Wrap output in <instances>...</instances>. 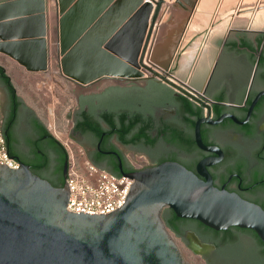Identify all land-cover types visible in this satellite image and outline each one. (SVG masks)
<instances>
[{
	"label": "water",
	"instance_id": "95a60500",
	"mask_svg": "<svg viewBox=\"0 0 264 264\" xmlns=\"http://www.w3.org/2000/svg\"><path fill=\"white\" fill-rule=\"evenodd\" d=\"M54 4L60 76L108 86L75 94L68 136L96 167L133 183L108 213L67 210L68 154L16 98L0 59V130L20 163L0 164V264H192L170 229L207 264H264V21L202 35L191 70L176 72L183 47L166 68L152 60L166 0ZM48 32L46 0L0 1V52L27 70H48ZM147 79L149 90L113 86ZM113 133L156 164L133 169Z\"/></svg>",
	"mask_w": 264,
	"mask_h": 264
},
{
	"label": "rangeland",
	"instance_id": "374dc122",
	"mask_svg": "<svg viewBox=\"0 0 264 264\" xmlns=\"http://www.w3.org/2000/svg\"><path fill=\"white\" fill-rule=\"evenodd\" d=\"M170 1L175 2V0H166L167 3ZM180 1L182 5L176 3L174 5L187 9L188 5H183V0ZM190 1L193 5L190 9L195 12L193 23H215L226 15L229 19L236 17V23L243 22L245 17L254 18L256 23L264 19V0H209L206 9L197 5V11L194 10L196 3L201 0ZM53 6L55 9L54 3ZM168 11L167 9L161 11L160 21L166 17ZM50 37L49 68L46 71H29L16 60L1 52L0 58H5L7 74L11 77L12 83L23 102L38 114L48 131L63 144L69 159H74L83 167V149L68 136L72 120L67 115L73 111L75 94L86 91V89L82 90L76 84L60 76L53 56L54 41L51 40L53 39V30ZM136 159L137 161L134 163L136 166L147 164L143 157ZM174 238L187 260L192 264H206L201 255L183 247L175 236Z\"/></svg>",
	"mask_w": 264,
	"mask_h": 264
},
{
	"label": "crops",
	"instance_id": "0c3cea01",
	"mask_svg": "<svg viewBox=\"0 0 264 264\" xmlns=\"http://www.w3.org/2000/svg\"><path fill=\"white\" fill-rule=\"evenodd\" d=\"M197 2L196 8L194 9L195 11L198 10L197 5L206 9L210 1L201 0ZM53 3L54 0H46V21L49 28L48 39L51 38L50 33L55 25L56 12ZM168 4L169 7L167 10L169 11L166 17L159 22V26L155 34L152 60L160 67L166 68L169 65L171 58L177 53L176 48L179 50L183 47L180 63L176 72L191 70L204 47L202 35L237 24L236 17L234 19H229L227 15L223 16L224 18L222 17L215 23H193V16L195 15V12L191 11L190 6L185 1H183V5H188L187 9L174 5V1H170ZM199 14L201 15L202 12ZM245 18V22L251 25L256 24L254 23V18ZM189 43H191V45L187 46ZM184 48L185 50L183 51ZM0 59L4 58L1 57Z\"/></svg>",
	"mask_w": 264,
	"mask_h": 264
},
{
	"label": "built area",
	"instance_id": "2783aa9c",
	"mask_svg": "<svg viewBox=\"0 0 264 264\" xmlns=\"http://www.w3.org/2000/svg\"><path fill=\"white\" fill-rule=\"evenodd\" d=\"M173 81L180 87L186 89L190 94L208 103L203 97L199 96L195 91L178 82ZM186 96V95H185ZM191 101L197 102L191 97L187 96ZM0 164H6L11 168L19 167L20 163L9 158L7 155V148L5 140L0 130ZM133 169L142 168L134 165ZM68 187V202L67 210L71 212L82 211L89 214H105L115 210L124 203L125 196L129 190L128 186L133 183V179L127 176L119 178L113 176L105 169L96 167L88 159H83V167L74 159H69V166L67 168V177H65Z\"/></svg>",
	"mask_w": 264,
	"mask_h": 264
},
{
	"label": "flooded vegetation",
	"instance_id": "af4514ba",
	"mask_svg": "<svg viewBox=\"0 0 264 264\" xmlns=\"http://www.w3.org/2000/svg\"><path fill=\"white\" fill-rule=\"evenodd\" d=\"M263 21H264V19H263ZM259 22H261V21H259ZM253 23V22H252ZM254 23H256V22H254ZM149 81V79H147V80H139L138 82H131V81H127V82H124L122 85H113V86H117V87H129V86H139V87H141V88H143L144 90H145V88H146V86H147V82ZM109 86H111V85H109ZM107 87L108 86H105V87H103V88H100L99 87V84H96V85H93V86H91V87H89V88H87L86 89V91H80V92H78L77 94H78V97L81 95V96H86V95H96V94H100L101 92H103L104 91V89H107ZM184 89V88H183ZM83 90V89H82ZM174 90V89H173ZM186 90V89H185ZM178 91V93H180V94H182V95H186V94H184L183 92H181V91H179V90H177ZM187 91V90H186ZM187 96V95H186ZM193 102V101H192ZM195 104H197L199 107H201V108H203V116H205V115H207L208 113L210 114V118L212 117V106L210 105V103L208 102L207 104H209V109H207L206 107H204V106H202L201 104H198V103H196V102H194ZM23 105H25V106H27V107H29L28 105H26L25 103H23ZM79 107H80V104H79V100L78 101H75V105H74V107H73V111H75V110H77V109H79ZM30 108V107H29ZM73 111L70 113V114H68L67 116L72 120V113H73ZM35 113V115H36V117H37V119H38V121L40 122V123H42L43 125H44V122L40 119V117L38 116V114L36 113V112H34ZM73 124H74V122H73V120H72V124H71V127H70V129L73 127ZM45 126V125H44ZM70 131V130H69ZM69 133V132H68ZM71 138V137H70ZM114 138H115V133H113V136H112V138L110 139V141L116 146V147H118V149L125 155V157L127 158V160L131 163V165L133 166V167H135L134 166V163H136L135 161H137V157H143L146 161H147V164L146 165H153V164H155V162H150L149 160H148V157L144 154V153H140V154H138L137 152H132L131 150H125L124 148H123V146L119 143V142H117L116 140H114ZM72 139V138H71ZM74 140V139H73ZM75 141V140H74ZM60 142V141H59ZM78 145H80L77 141H75ZM81 147H82V151H83V155H84V158L85 159H88L89 161H90V159L87 157V155H86V152H85V150H84V148H83V146L82 145H80ZM66 149V148H65ZM83 158V159H84ZM68 166H69V155H68ZM143 166V165H142ZM68 168V167H67ZM164 209V208H163ZM163 211V210H162ZM162 214V213H161ZM171 231V230H170ZM173 233V235L179 240V242H180V244L183 246V247H185V248H187V249H190L181 239H180V236H176L175 235V233L174 232H172ZM191 251H193L192 249H190ZM194 252V251H193ZM200 255V254H199ZM207 264V263H206Z\"/></svg>",
	"mask_w": 264,
	"mask_h": 264
},
{
	"label": "trees",
	"instance_id": "16d2710c",
	"mask_svg": "<svg viewBox=\"0 0 264 264\" xmlns=\"http://www.w3.org/2000/svg\"><path fill=\"white\" fill-rule=\"evenodd\" d=\"M8 80H9V82H10V84L13 86V88L15 89V87H14V85H13V83H12V80H11V77L8 75ZM161 82V81H160ZM161 83H163V82H161ZM165 84V83H164ZM165 85H167V84H165ZM168 87H170L169 85H167ZM171 88V87H170ZM150 89V82L148 81L147 82V86H146V88H145V90H149ZM16 90V89H15ZM17 92V91H16ZM183 96H185V95H183ZM187 99H189L187 96H185ZM16 98H21L19 95H18V93H17V95H16ZM190 100V99H189ZM24 102H23V100H22V104H23ZM40 123V122H39ZM40 125H41V127H46V126H44L42 123H40ZM47 133H49L50 135H52L49 131H48V129H47ZM53 136V135H52ZM54 137V136H53ZM54 139H55V141L62 147V149L67 153V151H66V149H65V147L63 146V144L61 143V142H59L55 137H54ZM68 154V153H67ZM155 164H156V162H155ZM168 227V226H167ZM169 228V227H168ZM170 229V228H169ZM171 230V229H170ZM171 232H174V231H172L171 230Z\"/></svg>",
	"mask_w": 264,
	"mask_h": 264
}]
</instances>
